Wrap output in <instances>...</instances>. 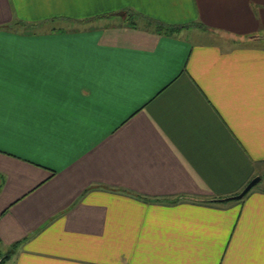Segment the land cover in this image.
<instances>
[{
    "label": "crops",
    "instance_id": "1",
    "mask_svg": "<svg viewBox=\"0 0 264 264\" xmlns=\"http://www.w3.org/2000/svg\"><path fill=\"white\" fill-rule=\"evenodd\" d=\"M15 243L10 264H264V0H0Z\"/></svg>",
    "mask_w": 264,
    "mask_h": 264
},
{
    "label": "trees",
    "instance_id": "2",
    "mask_svg": "<svg viewBox=\"0 0 264 264\" xmlns=\"http://www.w3.org/2000/svg\"><path fill=\"white\" fill-rule=\"evenodd\" d=\"M121 15L125 16L126 22L129 24L137 25L138 20H143V21H146L147 24H149V26L154 25L155 29L157 31H160L163 33H168V34L176 33L178 31H180L183 27H185V26H176V25L158 22V21H156V20H154L148 16H145L139 12H136V11H122ZM256 38H260V37H256ZM232 195H235V194H232ZM183 197H185V196H183ZM226 197H229V196H226ZM226 197H221V198H226ZM221 198H214V199H208V200H202V201L209 202V203H211V202L212 203H219L221 201H219V200L217 201L216 199H221ZM223 202H227V201H223ZM17 247H18L17 243L13 244L11 246L12 250L8 251L7 253L2 252V250L0 249V264H6L7 261L10 259V257L14 254V251Z\"/></svg>",
    "mask_w": 264,
    "mask_h": 264
},
{
    "label": "water",
    "instance_id": "3",
    "mask_svg": "<svg viewBox=\"0 0 264 264\" xmlns=\"http://www.w3.org/2000/svg\"><path fill=\"white\" fill-rule=\"evenodd\" d=\"M255 37H262V35L255 36ZM260 180H261V177L256 176L238 194H235V195H232L226 198L216 199V200L223 202V201H230L234 199H242Z\"/></svg>",
    "mask_w": 264,
    "mask_h": 264
},
{
    "label": "rangeland",
    "instance_id": "4",
    "mask_svg": "<svg viewBox=\"0 0 264 264\" xmlns=\"http://www.w3.org/2000/svg\"><path fill=\"white\" fill-rule=\"evenodd\" d=\"M122 17L123 16H120V17H109L108 18V20H110V21H108V22H119V21H122ZM138 23H141V24H143V25H145V26H149V24H147V22H145V21H142V20H138ZM6 264H10V263H6Z\"/></svg>",
    "mask_w": 264,
    "mask_h": 264
}]
</instances>
